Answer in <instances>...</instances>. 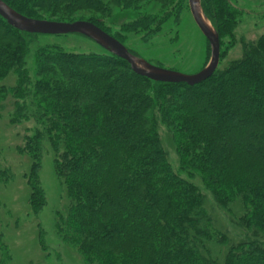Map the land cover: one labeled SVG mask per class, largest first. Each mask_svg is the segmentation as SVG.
I'll use <instances>...</instances> for the list:
<instances>
[{"label": "trees", "instance_id": "1", "mask_svg": "<svg viewBox=\"0 0 264 264\" xmlns=\"http://www.w3.org/2000/svg\"><path fill=\"white\" fill-rule=\"evenodd\" d=\"M2 1L31 19L90 22L123 46L122 37L106 29L107 19L127 15L133 21L124 30L145 36L158 16L184 4ZM199 2L219 37L221 60L242 13L230 0ZM35 36L0 17V80L16 77L13 87L0 86V103L9 99L12 123H34L20 148L31 160L34 214L45 205L43 143L52 149L54 173L68 197L56 231L84 264H264V32L243 43L240 59L194 86L140 77L103 49L81 54L40 46L28 69ZM160 127L171 139L179 172L166 159ZM203 191L229 214L238 235L215 227ZM10 259L0 241V264Z\"/></svg>", "mask_w": 264, "mask_h": 264}, {"label": "rangeland", "instance_id": "2", "mask_svg": "<svg viewBox=\"0 0 264 264\" xmlns=\"http://www.w3.org/2000/svg\"><path fill=\"white\" fill-rule=\"evenodd\" d=\"M230 1L242 15L227 49L222 45L225 53L219 61L220 67L240 59L243 43L256 41L264 32V0ZM178 9L167 11L165 17L158 16L150 27L152 31L146 30L145 36H135L124 30V26L133 21L127 15L107 19L106 29L111 35H120L126 49L134 51L137 57L151 65L192 75L207 64L210 50L194 24L187 0ZM146 11L154 13L153 9ZM47 45L58 46L65 52H102L98 45L81 35H36L26 61L28 69L32 68L33 51ZM15 82L16 77L9 74L0 80V86L13 87ZM8 100L0 103L4 106H0V241L7 246L11 256L7 264H84L77 250L64 243L56 231L57 215L66 213L68 197L54 173V153L46 142L42 146L39 170V184L45 194V205L37 214L30 208L27 177L31 160L27 154L20 152V148L24 144V137L31 134L34 123L31 119L12 123V109L9 108ZM159 140L170 167L179 172L178 157L163 127L159 128ZM193 182L201 189L198 180ZM203 193L215 227L227 231L232 237L238 235L229 214L214 206L210 197Z\"/></svg>", "mask_w": 264, "mask_h": 264}, {"label": "water", "instance_id": "3", "mask_svg": "<svg viewBox=\"0 0 264 264\" xmlns=\"http://www.w3.org/2000/svg\"><path fill=\"white\" fill-rule=\"evenodd\" d=\"M187 4L194 24L205 38L210 50L207 64L192 75H185L151 65L131 54L120 42L87 21L63 23L31 19L15 12L2 0H0V17L15 30L30 35H81L109 54L124 60L131 71L140 77L147 78L153 82L194 86L211 77L217 69L220 60V45L217 33L205 19L199 0H187Z\"/></svg>", "mask_w": 264, "mask_h": 264}]
</instances>
